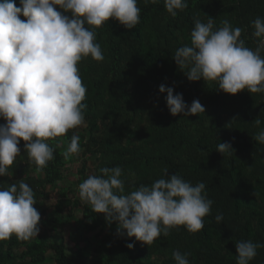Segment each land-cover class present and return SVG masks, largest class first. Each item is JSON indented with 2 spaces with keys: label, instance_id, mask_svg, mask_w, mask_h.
Here are the masks:
<instances>
[{
  "label": "trees",
  "instance_id": "1",
  "mask_svg": "<svg viewBox=\"0 0 264 264\" xmlns=\"http://www.w3.org/2000/svg\"><path fill=\"white\" fill-rule=\"evenodd\" d=\"M187 3L173 18L163 0H138L140 22L134 29L111 19L94 29L104 60L86 57L77 65L87 89L82 101L86 126L48 141L54 160L42 173L29 161L21 140L20 156L9 168L12 175L0 177L5 188L24 179L41 217L36 239L21 241L13 235L0 241V264H174V251L190 254L189 264H235L236 241L264 243V146L254 140L258 129L252 124L258 116L264 121V94L245 90L229 95L214 82H189L172 59L179 47L190 44L195 20L206 23L208 17L217 29L224 20L243 28L241 38L254 50L251 23L264 18V0ZM161 84L189 106L199 100L204 113L170 115ZM73 133L80 136L82 151L65 160ZM225 142H232V155L216 151ZM116 166L123 170L125 193L160 179L165 167L166 176L179 173L193 185L204 182L214 203L203 229H173L144 245L118 231L116 222L107 224L103 214L93 213L81 200L78 185L100 168ZM217 214L223 215L219 224ZM129 243H134L131 249ZM250 264H264V248Z\"/></svg>",
  "mask_w": 264,
  "mask_h": 264
},
{
  "label": "clouds",
  "instance_id": "2",
  "mask_svg": "<svg viewBox=\"0 0 264 264\" xmlns=\"http://www.w3.org/2000/svg\"><path fill=\"white\" fill-rule=\"evenodd\" d=\"M19 4L0 0V118L5 121L0 125V177L12 175L9 168L20 156L21 140L29 161L42 173L54 160L48 141L86 126L87 105L82 101L87 89L77 65L86 57L104 60L94 29L111 19L131 30L141 14L138 0H19ZM163 4L173 18L188 7L187 0H163ZM251 27L257 41L254 50L241 38L243 28L224 20L217 29L211 17L206 23L196 19L190 44L179 47L172 59L189 82H214L229 95L245 90L264 94V18H255ZM159 92L166 93L172 116L205 111L199 100L187 105L172 87L161 84ZM252 124L258 129L254 140L264 146V121L258 116ZM81 151L80 136L73 133L63 158L69 160ZM216 151L232 155L235 150L232 142H225L218 143ZM162 172L150 185L125 193L122 168L102 167L78 185L79 196L93 213L103 214L107 224L116 222L118 231L144 245L181 227L198 233L214 203L207 197L206 184L193 185L179 173L166 176V167ZM35 204L34 191L24 179L0 186V241L13 235L21 241L36 239L41 217ZM215 221L221 223L223 215L217 214ZM133 246L127 244L129 249ZM234 247L235 264H250L264 243L238 240ZM188 255L174 251V264H189Z\"/></svg>",
  "mask_w": 264,
  "mask_h": 264
},
{
  "label": "rangeland",
  "instance_id": "3",
  "mask_svg": "<svg viewBox=\"0 0 264 264\" xmlns=\"http://www.w3.org/2000/svg\"><path fill=\"white\" fill-rule=\"evenodd\" d=\"M69 172H70V167L67 166V167H66V170H65V174H66V173H69Z\"/></svg>",
  "mask_w": 264,
  "mask_h": 264
}]
</instances>
